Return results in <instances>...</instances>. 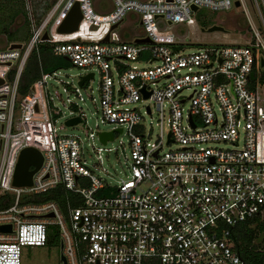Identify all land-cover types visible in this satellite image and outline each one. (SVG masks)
Returning a JSON list of instances; mask_svg holds the SVG:
<instances>
[{
    "label": "built area",
    "instance_id": "2783aa9c",
    "mask_svg": "<svg viewBox=\"0 0 264 264\" xmlns=\"http://www.w3.org/2000/svg\"><path fill=\"white\" fill-rule=\"evenodd\" d=\"M73 1L57 0L19 46L0 44V264H21L22 247L44 245L53 229L65 264H245L232 230L264 211V84L251 80L264 67V38L243 7V41L188 51V35L177 29L193 24L202 6L238 8L243 0H109L107 11L77 0V27L57 32ZM251 1L264 27L259 0ZM133 22L136 31L125 36ZM40 41L82 71L65 78L40 69L20 92V73ZM94 69L89 100L98 114L90 125L77 100ZM153 112L155 137L144 117ZM72 116L77 121L66 124ZM77 124L84 135L57 130ZM102 131L111 137L101 141ZM118 133L124 140L104 145ZM24 146L42 159L31 183L16 186ZM86 146L99 163L103 151L120 155L114 182L93 171ZM57 185L70 193L63 207L52 197L31 198Z\"/></svg>",
    "mask_w": 264,
    "mask_h": 264
},
{
    "label": "rangeland",
    "instance_id": "374dc122",
    "mask_svg": "<svg viewBox=\"0 0 264 264\" xmlns=\"http://www.w3.org/2000/svg\"><path fill=\"white\" fill-rule=\"evenodd\" d=\"M57 0H0V26L2 24L6 25L7 34L10 38L15 41H25L28 38L30 27L32 22H40L45 19L46 15L52 10L54 4ZM95 1V0H94ZM96 4L100 10L107 11L111 8V2L109 0H96ZM261 10L264 14V5L261 0H259ZM247 14L250 22L261 32L262 37L264 38V27L261 21L260 16L258 15L257 9L251 0H243L241 6L233 7L231 9H211L209 7H200L196 14V21L193 24L186 26L185 24H178L177 29L180 32H186L188 35L189 43L184 45V50H194L197 47H202L209 44L216 43H232L239 42L245 39V31L247 28V21L244 16V12ZM16 10V11H15ZM53 13V11H52ZM52 15V14H51ZM52 18L49 19V22ZM125 21V20H124ZM201 22L206 23L202 25ZM212 23L222 24L226 30H214V31H204L201 30V26H208ZM119 29V27H117ZM136 31V23L125 25L122 32L125 36H128V31ZM134 34V33H133ZM247 34V33H246ZM5 31L0 30V44L9 42L7 39ZM55 62L58 63V66L54 67L58 69V74L63 75L65 78L71 76L75 78V74L82 71V68L73 65L71 62L66 60L62 64L59 59L54 58ZM60 64V65H59ZM95 76L94 79L89 81V87L84 85L82 91V100H77L78 105L84 111L87 117V123L92 125L94 119L97 117L98 112L95 111L92 102L89 100L90 94H95V84L99 73L94 69ZM48 83L56 85L53 78L48 79ZM57 89L60 90V85H56ZM259 97L263 98L264 95V85L259 86ZM187 90H184L183 93H187ZM145 102H137L135 105L139 108ZM167 113L163 119L164 127L167 126ZM145 125L146 129L151 128L152 137H155L160 130V125L157 123L159 117L156 112L152 114H145ZM62 119H59L58 122H61ZM56 124H59V123ZM107 126L99 123V128H106ZM58 131H76L80 135H84V130L82 131V125L77 124L75 126H64L57 129ZM118 137H121L123 140L125 135L116 134L114 139L107 141L104 145L110 146L117 143ZM95 144H98V140L95 137L93 139ZM85 142V141H84ZM86 159L94 162L96 168L93 169L91 165L90 168L96 174L104 176L106 180L110 179L112 182L115 180V175L118 173L119 165L118 161L120 160V155L114 151H103L102 158L100 163L94 158L93 151L90 150V146H86ZM100 166H103L101 169ZM104 168L106 172H104ZM105 173V174H104ZM108 174V175H106ZM260 218L264 220V211L262 212ZM253 227V224L251 225ZM253 243H257L258 247L264 248V238L259 234L253 240ZM58 246L45 243L44 245H24L21 249V264H58Z\"/></svg>",
    "mask_w": 264,
    "mask_h": 264
},
{
    "label": "trees",
    "instance_id": "16d2710c",
    "mask_svg": "<svg viewBox=\"0 0 264 264\" xmlns=\"http://www.w3.org/2000/svg\"><path fill=\"white\" fill-rule=\"evenodd\" d=\"M16 11V10H15ZM202 25L206 23L201 22ZM1 31L6 32L7 39L9 41H15L10 38L7 34L6 25L0 26ZM54 58L64 64L66 61L62 56L52 55L48 49V45L45 41H40L36 45V49H32L28 55L24 67L19 77V91L23 92L28 83L39 74V70H49L56 66L58 63L55 62ZM60 65V64H59ZM251 80L264 84V67H261L259 71L254 70L251 73ZM68 192L64 191L60 185L49 189L45 192L35 194L31 198L35 200L52 197L56 199L61 207L64 205V197ZM261 214H258L248 220L242 221L236 224L232 230V237L234 239L235 247L238 249L241 257L244 259L245 264H264V248L258 247L257 243H253L255 237L259 234L264 238V220L260 218ZM253 224V227L251 225ZM47 243L58 246L59 237L56 234V229L48 235Z\"/></svg>",
    "mask_w": 264,
    "mask_h": 264
},
{
    "label": "water",
    "instance_id": "95a60500",
    "mask_svg": "<svg viewBox=\"0 0 264 264\" xmlns=\"http://www.w3.org/2000/svg\"><path fill=\"white\" fill-rule=\"evenodd\" d=\"M235 3L238 5L239 0H236ZM197 6L192 5V9L196 10ZM81 14L79 11L78 7V1L74 0L73 3L71 4L70 8L67 10V12L64 14V16L60 19L58 24L55 27V30L57 32H69L74 30L77 27V22L80 19ZM112 24V26H114ZM201 30L204 31H214V30H226L225 27L222 24L218 23H212L208 26H201ZM47 34L44 31L41 34V38H46ZM106 38V37H105ZM136 41H145L148 40L147 37L143 38H135ZM20 42L19 41H10L9 46L14 47V46H19ZM261 65H264V59L261 58ZM91 75L89 72L86 75L81 76L79 79L78 83H81V81L85 78H88ZM1 81V78H0ZM147 95V94H146ZM78 119L77 116H72L69 117L65 120L66 124H71L76 122ZM111 137V132L110 131H102L99 132V139L101 141H104L106 138ZM42 159V155L39 150H37L35 147L32 146H24L19 150V153L17 155L16 162L14 164L13 168V173H12V179L11 183L13 185L19 186V185H28L31 183V175L33 171L39 166L40 162ZM32 166L29 168V166ZM3 228V225H0V229ZM61 242L58 244V257L61 260L60 264H65L64 257L61 253Z\"/></svg>",
    "mask_w": 264,
    "mask_h": 264
}]
</instances>
